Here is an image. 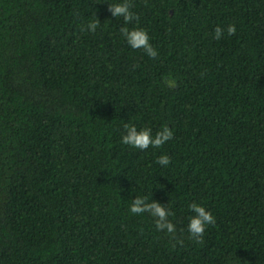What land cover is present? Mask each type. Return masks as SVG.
<instances>
[{"label":"trees","instance_id":"obj_1","mask_svg":"<svg viewBox=\"0 0 264 264\" xmlns=\"http://www.w3.org/2000/svg\"><path fill=\"white\" fill-rule=\"evenodd\" d=\"M105 2L0 0V264H264V0H130L155 59ZM125 123L174 136L133 149ZM192 202L215 218L200 241Z\"/></svg>","mask_w":264,"mask_h":264},{"label":"clouds","instance_id":"obj_2","mask_svg":"<svg viewBox=\"0 0 264 264\" xmlns=\"http://www.w3.org/2000/svg\"><path fill=\"white\" fill-rule=\"evenodd\" d=\"M107 3V2H105ZM108 11L111 17L122 21L120 35L123 40L133 50H142L149 58L155 59L158 55L157 50L150 43V36L146 29L139 27V16L132 10L130 0H113L108 4ZM130 24L137 26L128 27ZM99 26L97 17L88 22L81 28V31L94 33ZM236 32L235 25L225 27L216 26L213 30V38L220 40L225 34L234 35ZM172 82L169 81V84ZM174 136L173 130L168 125L162 126L155 133L149 127H138L135 123H125L121 135V143L133 149L145 151L149 147L160 149ZM156 163L161 167H167L170 164V158L167 154L161 153ZM190 215L187 218L186 230L192 240L200 241L208 226L215 224V218L210 211L202 204L196 202L188 206ZM128 211L133 215L148 214L153 218L157 231H163L168 234H174L175 225L169 219L173 215L171 209L156 200H149L145 196H135L128 206Z\"/></svg>","mask_w":264,"mask_h":264}]
</instances>
